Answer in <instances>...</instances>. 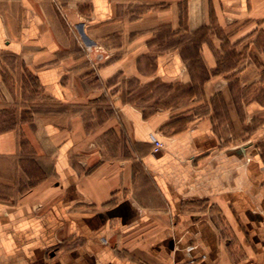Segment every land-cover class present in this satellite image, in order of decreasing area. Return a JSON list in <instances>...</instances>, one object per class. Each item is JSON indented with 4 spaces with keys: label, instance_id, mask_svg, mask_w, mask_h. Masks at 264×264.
Segmentation results:
<instances>
[{
    "label": "crops",
    "instance_id": "1",
    "mask_svg": "<svg viewBox=\"0 0 264 264\" xmlns=\"http://www.w3.org/2000/svg\"><path fill=\"white\" fill-rule=\"evenodd\" d=\"M3 57L58 109L0 130V264H264V0H0Z\"/></svg>",
    "mask_w": 264,
    "mask_h": 264
},
{
    "label": "rangeland",
    "instance_id": "2",
    "mask_svg": "<svg viewBox=\"0 0 264 264\" xmlns=\"http://www.w3.org/2000/svg\"><path fill=\"white\" fill-rule=\"evenodd\" d=\"M156 86L155 88H140V96H151L154 91L153 94L162 93L161 98L168 97L166 95V87H163L162 84ZM178 94L179 92L176 93V95ZM164 101L155 102L153 100L147 102V104L141 101L140 107H146L147 111H154L160 106H168V99ZM26 105H30L34 111L39 109L56 111L58 109L55 106L56 104L46 102V92L37 85L35 79L28 72L21 69L20 63L15 60H9L8 57H3L0 61V130H5L12 126L22 129L23 121L31 120L32 118L31 112L26 113L23 110ZM25 179L20 172L17 174V190L28 188V185L21 184Z\"/></svg>",
    "mask_w": 264,
    "mask_h": 264
},
{
    "label": "built area",
    "instance_id": "3",
    "mask_svg": "<svg viewBox=\"0 0 264 264\" xmlns=\"http://www.w3.org/2000/svg\"><path fill=\"white\" fill-rule=\"evenodd\" d=\"M152 142L154 143L153 152L159 153L163 149V146H164L163 141L160 140L157 136L152 135Z\"/></svg>",
    "mask_w": 264,
    "mask_h": 264
}]
</instances>
